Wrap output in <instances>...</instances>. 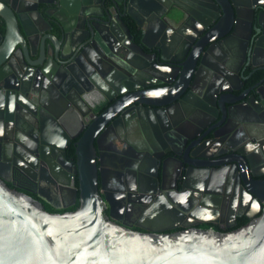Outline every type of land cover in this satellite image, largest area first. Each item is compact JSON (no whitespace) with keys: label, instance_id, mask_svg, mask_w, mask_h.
<instances>
[{"label":"water","instance_id":"95a60500","mask_svg":"<svg viewBox=\"0 0 264 264\" xmlns=\"http://www.w3.org/2000/svg\"><path fill=\"white\" fill-rule=\"evenodd\" d=\"M107 1L0 0V20L5 23L0 36V92L25 97L30 85L47 82L53 89H63L64 103L80 121L78 132L71 134V126L53 113L60 122L55 132L64 144L77 138L76 162L66 171L73 201L65 206L77 201L79 205L49 212L40 200L7 185L5 172L12 162L17 164L18 152L10 141L38 158L43 157V145L54 142L45 140L39 130L38 149L32 150L12 135L13 119L7 112L12 101L0 99V264H264V0H170L168 5L162 0H109L112 6ZM125 15L140 28L138 42L132 39ZM148 38L156 43L150 44ZM182 45L183 56L165 55ZM152 48L157 65L176 68L173 83L166 88L145 89L137 85V77H130L121 81L123 89L118 79L103 71L108 57H113L131 72H139L143 68L139 61H146ZM240 51L245 68L250 65L262 72L251 93L257 107L237 96L238 88L232 86L233 77L240 78L239 66L234 65ZM101 78L108 86L98 83ZM43 90L47 96L52 93L48 87ZM230 95L238 99H228ZM244 104H249L247 109L241 108ZM181 110L191 128L204 129L201 135L189 133L178 115ZM252 113L255 118L249 117ZM205 119H210L209 125L202 127ZM136 120L158 125V130L130 132L128 123ZM116 124L127 128L113 136L115 159L135 158L142 171L139 153H159L161 179L169 158L184 166L180 189L176 184L168 191L162 185L164 210L198 223L212 222L198 210L206 212L201 206L212 207L215 195L228 193L232 176L223 171L216 172L217 177L214 173L209 179L196 175L192 179L191 168L197 166L185 157L208 160L229 152L235 157L222 160L224 168L216 162L209 167L232 169L234 184L259 216L245 213L250 221L227 232L197 227L166 232L180 223L141 232L107 219L108 197L100 191L105 176L100 142ZM137 138L146 143L138 146ZM179 144L182 151L176 149ZM129 168L126 163L110 167L120 175ZM194 193L203 194L197 205L191 198Z\"/></svg>","mask_w":264,"mask_h":264},{"label":"flooded vegetation","instance_id":"af4514ba","mask_svg":"<svg viewBox=\"0 0 264 264\" xmlns=\"http://www.w3.org/2000/svg\"><path fill=\"white\" fill-rule=\"evenodd\" d=\"M106 3L112 6L111 1L108 0ZM162 3L168 5L170 0H162ZM118 5L122 7L121 3ZM248 11L249 10L246 11L247 16L250 14H248ZM124 20L133 34L132 39L138 42L141 37L140 28L135 25L129 16L125 15ZM4 31L5 23L0 20V36ZM148 42L154 45L156 40L154 38H148ZM184 49L185 45L173 49V51L168 49L165 52V55L169 54L173 56L177 54L178 56H183ZM147 51L149 52L147 60L144 62L139 61L143 67L139 72H131L127 69V66L124 63L118 62L117 59L114 61L113 57H108L110 62H105L102 66L103 71L110 73V75L112 74L118 79V82L121 84L120 87L123 89L126 85L122 82L130 77H137L139 80L137 85H142L144 88L146 87L145 89L168 87L169 84L173 83L172 78L176 74V68L157 65L155 63V60H157L156 48ZM237 55L234 65L236 67L239 66L237 75L240 76V78L233 77L232 86L238 88L237 90H234V92L239 97L248 98L249 104L257 107L259 104L251 97V93L254 92L253 86L262 76V72L253 71L254 67L250 65L245 68L243 52L240 51ZM135 73L137 76H135ZM168 80L171 82L167 83L166 81ZM12 83L14 84V81ZM98 83L103 87L108 86L104 78L99 79ZM148 84L151 87L148 86ZM47 87L52 92L48 96L43 90V88ZM236 95H230L228 96V99H238ZM6 97L12 101L7 110L8 116L13 119V121H10L11 124H9L10 133H12V135L16 136L22 142L26 141L27 145L32 150L38 149L37 140L40 133L39 130L43 131L42 133L45 140L54 142V145H43V157L38 158L36 155L37 153L34 152L30 154L21 146L15 147L13 141H10L13 149L18 152L16 155V163L23 165V169L28 172V175L21 169H18V165H15L12 162L9 170H6L5 172L6 183L11 184L17 190L22 189L28 192H34L39 197L38 200L43 203L44 207L45 205H50L55 209L69 210L68 208L73 205H65L71 204L73 201V193L70 187L71 182L66 178V171L67 167L71 165L70 163L75 164L76 162L75 142L77 138H71L64 144V138L58 132H55L54 127L57 126V124L60 125V122L55 119L53 113L61 119V123L65 121L71 126V134H76L78 132L80 121L71 105H68L67 102V104L64 103L63 89H53V87L47 82L42 81L35 85H30V87L27 88L25 97L12 91L5 94L0 92V99ZM17 101L19 102L18 110L16 108ZM97 101L100 103L102 102L101 99ZM249 104H244L241 108L247 109ZM170 111L172 114H175V116L177 115V110L172 109ZM128 114H131V111H129ZM178 115L181 116L183 123L188 126L187 129L191 135H201L199 132L201 127L200 129L197 127L191 128L189 126L191 123L187 120L182 110ZM250 115L251 116L249 117L255 118L253 113ZM94 116L96 117V114ZM209 120L210 119L203 120L202 127L208 126ZM14 124L17 128L14 127ZM128 127H130V132L134 131L136 133L153 132L154 134V131L158 130V125H154L147 120L143 122L142 120L129 122ZM126 128L127 126L121 128L116 124L108 130V134L101 137L100 151L105 154V165L102 166V168L105 169V176L104 181L100 184V191L102 196L108 197L104 207V215L107 219L129 229L141 232H149V229L163 228L174 223H180V225L176 228L168 229L166 232H173L192 227L202 229L213 228L218 231L227 232L239 228L237 227L239 220H242L243 218L247 219V223L250 221V219L245 216V213L253 214V218L259 216V214H257V207L251 205V200L234 184L236 174L235 172H231L232 169L228 168L213 171V169L209 167L212 162L221 163L222 160L225 161V159L235 157L229 152L223 156L208 160L185 157L190 163L197 166L194 169L193 167L191 168V170H195L191 175L193 176L192 179L195 175L198 176V178L206 177L209 179L214 173L217 177L218 173L216 172H229L232 176L231 187L227 189L228 193H223L220 197L219 194L215 195L217 199L214 200V205L212 207L201 206L203 209H206V212L198 210V212L213 219L212 222L198 223L197 220L192 217L186 216L185 218H179L175 215V212L164 210L162 206H164L165 190L162 188V185H164L168 191L172 190L176 184L180 189L181 180L184 176V166H181V163L178 160L169 158L164 172V178L161 179L159 176L161 170L159 165V153H139V155L143 157L141 165L142 171L139 170V165H137L135 158H133V161H122L120 158L115 159L116 149L113 144V136L115 134L118 135L119 131L124 132V129ZM201 131H204V129ZM134 143L138 146H142L146 142L137 138ZM176 149L182 151L183 147L179 144L176 145ZM126 150L133 157L137 156L135 155L137 154L136 152H133L135 153L134 155L131 154L133 151L132 149L126 147ZM21 157L24 158L25 161H23ZM124 163L130 165V171L128 173L127 171H122L123 174L120 175L118 174L120 172H118L116 175L113 173V170L110 169L114 164L123 165ZM222 163V167L220 168L225 167ZM217 168L220 169L219 167ZM34 175L36 178H34ZM216 180L220 182L221 177H218ZM39 185L41 186L40 190H38ZM191 198L196 202L195 205H197L203 198V194L194 193ZM242 204H245V206L241 207ZM192 211H195V208H192ZM234 214L237 215L236 220L233 218Z\"/></svg>","mask_w":264,"mask_h":264},{"label":"trees","instance_id":"16d2710c","mask_svg":"<svg viewBox=\"0 0 264 264\" xmlns=\"http://www.w3.org/2000/svg\"><path fill=\"white\" fill-rule=\"evenodd\" d=\"M9 185L11 188H14L11 184H7ZM19 191H22L30 196H32L35 199H39V197L34 193V192H28L26 190H22V189H18ZM79 205V201H77L73 206L69 207V210H75ZM45 209L49 212H64L67 211V209H55L53 207H51L50 205H45ZM245 223H247V219L243 218L242 220H239L238 226L237 227H241L243 226ZM217 230V229H216Z\"/></svg>","mask_w":264,"mask_h":264},{"label":"bare ground","instance_id":"6f19581e","mask_svg":"<svg viewBox=\"0 0 264 264\" xmlns=\"http://www.w3.org/2000/svg\"><path fill=\"white\" fill-rule=\"evenodd\" d=\"M141 174H142V173H141ZM141 174H140V175H141ZM143 175H144V174H143ZM143 175H142V176H143ZM151 178H152V177H151ZM233 202H234V201H233Z\"/></svg>","mask_w":264,"mask_h":264}]
</instances>
